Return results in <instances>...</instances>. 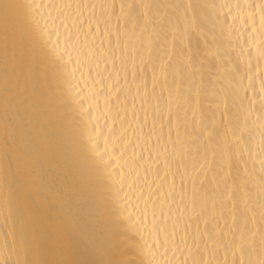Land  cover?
<instances>
[{"label": "bare ground", "instance_id": "bare-ground-1", "mask_svg": "<svg viewBox=\"0 0 264 264\" xmlns=\"http://www.w3.org/2000/svg\"><path fill=\"white\" fill-rule=\"evenodd\" d=\"M260 2L26 0L0 25V264H191L193 238L232 264L241 234L262 257L260 9L253 33L236 8Z\"/></svg>", "mask_w": 264, "mask_h": 264}, {"label": "snow or ice", "instance_id": "snow-or-ice-1", "mask_svg": "<svg viewBox=\"0 0 264 264\" xmlns=\"http://www.w3.org/2000/svg\"><path fill=\"white\" fill-rule=\"evenodd\" d=\"M33 5L26 3V0H0V25L3 26L5 35L19 26L20 24L30 25L32 23L31 17L29 15V9H31ZM69 8L72 7V5H68ZM77 9H80L82 7H87L91 10H95L97 5L91 4V5H76ZM100 8H110L113 11H115V5H99ZM135 5L129 4L127 5L128 9H133ZM139 7L141 8H148L151 7L150 5L141 4ZM191 7V5H189ZM230 7V6H229ZM236 8L238 11H246V15L248 17V20L252 23V32L256 33V8L260 9L259 13V39L260 44L256 45L255 41L251 44V48H255L256 50V57L258 60H264V0H261L259 4H252V3H245L244 5L237 4ZM125 5H120V13L121 15L124 14ZM235 19V18H234ZM70 38V36H69ZM70 58V55H69ZM249 66L251 65V61L249 60ZM164 67L162 66L161 72L163 73ZM249 84H251V78H249ZM261 92L264 93V81H262L261 84ZM226 106V105H225ZM262 108H264V102H262L261 105ZM261 145L264 147V133H262L261 138ZM262 186H264V177H262ZM131 224V221H130ZM134 227V225H133ZM146 231H148L150 234H152L156 241L159 242V231L160 227L157 224V221L155 220V214H153V220L152 224L150 226L146 227ZM143 239V237H142ZM260 240H261V253L262 257L258 260H244L243 259V245H244V237L243 234H241V259H234L232 261V264H264V229H261L260 231ZM167 243V240L165 241ZM183 242L187 244L186 237L184 238ZM34 247H39V240H36L33 242ZM135 247H140L139 245H136ZM147 248L148 252L151 253L152 246L149 244L148 241H144V245L142 248H140V251L143 252V250ZM185 251L187 252V255L191 257V264H211V261H205L203 259H197V254L200 252V247L196 242V239L193 238V242L191 246L186 247ZM23 264H80L78 261H56V262H49L47 260H29L25 259L23 261ZM104 264H153L151 260L145 262L143 260L139 261H133V260H125L120 262H104ZM167 264V262H165ZM181 264H189V261L185 259L181 262Z\"/></svg>", "mask_w": 264, "mask_h": 264}]
</instances>
